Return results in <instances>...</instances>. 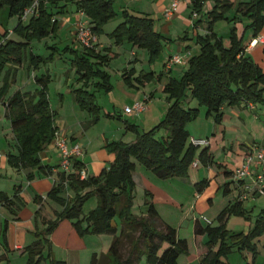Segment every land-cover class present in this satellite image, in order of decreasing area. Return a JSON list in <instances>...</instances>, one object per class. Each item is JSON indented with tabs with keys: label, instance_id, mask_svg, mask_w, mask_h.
Wrapping results in <instances>:
<instances>
[{
	"label": "trees",
	"instance_id": "obj_1",
	"mask_svg": "<svg viewBox=\"0 0 264 264\" xmlns=\"http://www.w3.org/2000/svg\"><path fill=\"white\" fill-rule=\"evenodd\" d=\"M190 1L193 4V12L200 14L205 0ZM34 2L35 0H0V13L8 6L10 16L18 17V23L12 32L6 30L0 33V77L7 67L5 82L0 90V102L5 105L6 114L11 119L17 148V153H8L9 164L16 168L43 169L40 153L54 141L59 131L56 125L58 112L52 108L49 95L52 77L49 72L36 75L34 90H17L12 95H9L10 79L16 77L17 71L23 66L25 52L34 38L58 35L60 23L57 14L64 13L68 5H76L79 11L91 19L90 25L97 35L103 34L104 24L118 13L115 0H39L37 13L28 21H23L26 8L31 7ZM232 7L233 2L230 0H216L209 11L207 33L197 37L200 51L189 58L188 67L181 77L170 76L172 69L157 76L158 79H162L165 74L169 76L164 91L170 104L161 121L149 130L140 132V125L126 120V128L137 133L136 139L132 142H107L106 149L115 154V159L108 169H103L99 174L82 178L85 164L75 157L72 159L71 171L67 173L63 170L59 183L48 194L51 199L63 205V209L57 213L56 219L47 221L46 228L36 233L39 239L26 248L28 264H40L42 260L52 256L49 235L62 219L74 220L73 225L81 236L89 233L115 235L108 252L100 257L94 254L90 264H131L134 255L140 262L145 257V264H178L180 254L188 251L187 240L180 238L177 229L162 219L151 200L145 201V214L134 213L133 172L136 161H139L161 179L189 176L190 165L195 162L196 152L202 145L192 142L187 128L188 123L195 120L199 114V107L185 106L184 102L188 96L206 106L207 114H214L216 122L222 121L225 106L264 105V70L245 53L243 36L238 32L237 23L244 20L239 14L233 17L229 46L214 30L218 19H229L228 13ZM237 12L248 17L250 23L245 29H252L254 35H258L264 28V0L242 1ZM122 16L123 21L110 36L116 38L117 44L128 40L147 49L149 63H154L162 55L163 41L167 39L156 29L155 19L149 14H134L127 10L122 11ZM13 33L14 37L11 36ZM57 44H54L53 52L47 57L31 52L29 67L36 69L41 63L53 60L56 53L62 50ZM64 51L73 55V65L77 69L79 80L83 82L81 87L72 90L75 102L92 116L90 123L96 124L101 120L102 107L97 102L95 91L89 87L93 82L96 89L106 92L114 89L111 74L105 69L111 57L107 53L98 52L95 46L78 49L67 45ZM155 76L154 71L146 72L136 80L144 84ZM123 77L128 85H132L131 71L125 72ZM160 128H165L166 135L157 136ZM203 146L200 159L211 166L212 154L209 145ZM226 174L229 176L232 173L226 171ZM28 177L32 178L33 174ZM207 181L208 179L204 178L196 182L194 185L197 191H202ZM66 183L76 193L72 199L60 196L66 189ZM223 190L227 192L228 183ZM257 195L261 193L256 192L255 196ZM92 196L97 197L98 205L84 216L83 203ZM242 202L237 199L222 210L217 217V225H203L198 219L195 221L194 234L197 240L200 235L209 236L204 247L200 248L204 256L197 264H229L223 254L231 250V244H239L241 248L247 246L256 252L254 240L264 235V208L258 213L254 228L249 232L229 233L231 241L223 240L219 250H214L217 238L228 233L225 227L227 215L244 212ZM116 215L121 219L119 234L117 225L113 224ZM154 220L163 222L164 229L158 228ZM83 222H87L86 227H83ZM136 232L138 235L135 237ZM126 239L130 240L132 248L127 259H122L119 246ZM164 243L168 246L162 250ZM51 263L67 264L66 261L55 258H52Z\"/></svg>",
	"mask_w": 264,
	"mask_h": 264
},
{
	"label": "rangeland",
	"instance_id": "obj_2",
	"mask_svg": "<svg viewBox=\"0 0 264 264\" xmlns=\"http://www.w3.org/2000/svg\"><path fill=\"white\" fill-rule=\"evenodd\" d=\"M230 1L233 2V7L228 13L229 19H218L215 23L217 32L220 36H224L226 41H228V38L230 39V27L233 25L232 19L235 14H239L244 22H250L247 16L237 12L239 3L248 0ZM215 2L216 0H205L199 12L202 14L204 20H209V4H215ZM115 8L118 14L104 24L103 34H105V32H113L123 20L121 0H116ZM181 9L182 7L180 11ZM60 15L61 14H57V17ZM6 17V14H4L3 17L0 16V20H5ZM17 21V16H11L10 26L15 27ZM76 28L77 24L70 32L65 30L56 37L51 35L42 38H34L30 48L25 52L23 66L17 71L16 77L10 79L9 95L14 94L17 90H32L35 83L33 78L34 73L40 75L50 72L53 77L50 87L51 104L53 107H60L59 93H66V88H69L65 87L63 89L62 86L67 78V83L71 86V89L72 87H79L80 85H78V83L81 82L78 78L79 74L77 73V69L73 65V55L70 52L64 51L67 45H72V42L80 46L76 35ZM178 34H181V32ZM15 36L18 38L16 34ZM113 40L114 43H117L115 37H113ZM55 43H58L57 45L62 50L56 53L53 60L41 63L36 69L29 67L31 52L47 57L53 52L52 47ZM75 44L73 46H75ZM80 47L84 48L82 46ZM123 49L125 51V48ZM141 55H144L142 51ZM191 55L192 54L189 53V57ZM163 58L164 55L162 53L160 58L151 64V68L157 70L155 86H162L163 89L157 91L152 101L147 103L145 111L140 113L126 111V106H132L134 101L140 99V94H137L135 90L129 88L124 82L122 67L126 63V59L122 55L113 59L110 65L105 69L111 74V81L114 85V89L109 92L102 89L99 90L95 88L93 82H91L89 87L90 90L95 91L97 102L102 107L101 120L96 123L97 126L95 127L106 131L107 135H110L111 138L115 140L122 139L124 142H132L134 140L132 138H136L137 133L134 130H128L126 128V120L137 125H142L140 126V132L149 130L152 126L161 121L163 117L160 118L159 116L163 113L167 102V95L164 91V87L169 81V76L167 74H165L162 81H159L157 77L161 72L166 71L165 66L161 64ZM145 62L147 64V60ZM187 67L188 62L174 66L172 76L177 78L181 77V74L184 73ZM6 71L7 67L2 71L0 77V90L5 82L4 78ZM148 97L151 98L152 95H148ZM184 104L186 107H199L197 118L190 121L187 128L191 138L192 136H195L194 138H206L209 140V144L211 141L209 145V151L212 154L211 166L205 164L200 159V151L204 147L203 145L200 146L196 152L195 161L198 162V167H196L197 165L194 166V163H192L189 168V176L186 178L172 177L161 179L141 162L136 161L134 170L136 178L134 180L135 186L132 207L134 213L142 214L143 212V214H145V201L151 200L162 217L177 229L178 236L187 240L188 251L180 254L178 264H187L197 256V245L194 234L195 219L200 218L202 224H207L205 218H208L212 224H219L217 217L220 212L226 208L228 203H234L237 200V188L242 189L240 190V195L247 193L242 202L244 212L229 213L227 215L225 227L228 233L225 236L220 235L217 238L214 243V249L216 251L219 250L223 240L231 241L229 233L240 231L249 232L254 228L257 215L261 209L264 208V194L255 196V188L246 190L244 179L239 181L234 177L236 170L242 165V160L245 159L249 153H253L256 146L264 145V105L258 104L259 115L247 106H226L222 121L216 122L215 115H208L207 107L200 105L198 101L191 96L185 99ZM5 109V105L0 102V141L6 142V137H9L10 141L15 140V138L12 131L11 119L7 116ZM59 110H63L62 117L56 120L60 128L64 125L67 126L66 124L76 128L78 124L81 125L82 121L85 124V122L90 123L92 119L89 112L81 110L75 103L74 93H66L64 109L59 108ZM158 117L160 119H158ZM96 124H93L92 129L88 131L89 136H94V133L97 132L94 127ZM129 131L130 133L127 135ZM164 135H166L165 128L158 129L157 136L160 137ZM261 138L263 139L258 140ZM223 169L231 171L232 174L229 176L225 175L222 171ZM204 178L208 179L205 187L202 191H197L194 182L196 183ZM227 180H230L228 185L231 184L232 189L225 194L222 185ZM147 192H149V194H147ZM96 199V196L87 198L83 203L82 211L88 215L94 210L98 205H96ZM154 222L158 228L164 229L163 222L158 220H154ZM113 224L117 225V233L119 234L121 229V219L119 215L114 217ZM59 235L67 239V232H61ZM98 235L103 237L99 245V255L106 254L112 242V240H109V242L107 240L106 242V238L112 235L110 233H101ZM137 235L138 232L135 233V237ZM65 238H63L64 241L66 240ZM204 239L209 240V236L205 234ZM71 243H74V247L77 245V241H71ZM254 243L256 244V252L247 246L241 248L239 244H231V250L227 254H223V258L225 261L229 262V264H264V235L255 238ZM131 246L129 239H126L122 245L119 246L122 259H127L130 255ZM167 246L168 244L164 243L162 250ZM191 254H193L192 257L190 256ZM76 256H74V260H70L67 264H79ZM132 260L131 264H145V257H143V261L140 262L137 261L136 255H134ZM43 264H46V262ZM103 264L107 263L104 262Z\"/></svg>",
	"mask_w": 264,
	"mask_h": 264
},
{
	"label": "crops",
	"instance_id": "obj_3",
	"mask_svg": "<svg viewBox=\"0 0 264 264\" xmlns=\"http://www.w3.org/2000/svg\"><path fill=\"white\" fill-rule=\"evenodd\" d=\"M174 1L175 0H121L122 11L127 10L130 13L141 15L142 13L149 14L155 19L156 29L162 32L167 38L163 41L164 49L162 53L164 55V58L161 64L164 66L167 57L171 54L184 53L187 51L192 54L189 57L191 58L193 55L199 53L200 45L197 42V37L199 35H205L207 33V26L209 22V20H204L202 14H198L196 18H192L193 4L190 0H177L178 7L175 14L172 18L167 19L164 15V10L167 7H170ZM213 5L214 4H209V11L212 9ZM181 7L182 9L180 11ZM0 14L1 17H3L4 14L7 15L5 20L3 18V20H0V33H3L6 30L12 32L14 27L10 26L11 16L9 7H4L1 10ZM57 18L59 19L60 23L58 35L63 33L65 30L70 32L74 28V26L78 24L79 20L88 24H90L91 21L88 16L77 9L76 5H68L65 12L61 13V15ZM249 23L250 22L244 21L238 22V32L243 36L245 53L251 56L264 70V28L258 35H254L252 29H245V26ZM215 31L218 35H220L216 30V24ZM180 32L181 34H178ZM110 33L111 32H105L106 35H98V40L95 45L96 50L101 54L107 53L111 57L110 63L114 58L120 57L121 55L126 59V63L122 67V73L124 74L125 72L129 71L132 72V85H128L125 80L124 82L129 88L135 90L137 94H140V99L134 101L133 104L137 101H144L147 104L156 96L157 91L163 89L162 86H155L156 76L153 80L146 81L144 84H140L136 80V78L143 73L154 71L156 74L157 72V70L151 68V64L149 63L148 50L145 48H141L138 45L129 42L128 40H125L120 44L114 43V40L110 36ZM11 36L14 37V33L11 34ZM222 37L224 38V36ZM254 39H258V43L256 45H251L250 43ZM224 42L227 46L230 45L229 38L228 41H226V38H224ZM74 44L75 43L72 42V45ZM74 47L83 49L78 46L77 43ZM123 48H125V51ZM141 51L144 54L143 56L141 55ZM146 60L147 64L145 62ZM187 62L188 61H186L185 63ZM110 63L107 66H109ZM173 70L174 67L172 68L170 76H172ZM36 75L37 74L34 73V79ZM50 75L52 77V74ZM163 79L164 77L158 80L162 81ZM67 82L68 78L64 85H62L63 89L65 87H69L66 88V93L73 94L72 90L75 87H72L71 89V86ZM51 83L52 81L49 84V95ZM34 85L32 90L36 88V83H34ZM78 85H80L79 87H81L82 82H79ZM66 93H59L60 107H53L51 104L52 108L58 112V120L60 119V117H62L63 110L61 111L59 110V108L64 109ZM148 95H152V97L150 98L148 97ZM169 104L170 103L167 100L163 113L161 114V116H159L160 118L164 116ZM242 106H245V104H242ZM247 107L257 113V115H259L258 105H253V107H251L250 104H248ZM159 117L158 119H160ZM66 125L67 126L64 125L62 128L57 125L59 128V133L67 137L69 146H73L76 143H79L81 145L83 154L75 158L81 160L85 164L87 175H97L103 169H108L114 162L115 154L108 152V150L106 149V144L107 142L114 141L115 139L111 138L110 135L108 136L106 131L95 127L97 126V124L94 125L97 130V132L94 133V136H89L88 134V131L92 129V123L85 122L84 124V122L82 121L81 125L78 124L76 128L72 125ZM129 133L130 131L127 133V135ZM132 139L135 140L136 138ZM262 139L263 138L258 140ZM121 141L123 140L121 139ZM53 142L48 144L40 153L42 165L44 166V168L38 169L31 167L16 168L11 166L8 162V153H17L15 140L10 141L9 137H6V142L0 141V150L3 152V157L0 160V264H28V252L26 251V248L33 245L39 239L36 233L41 232L46 228L47 221L56 219L57 213L63 209V205L48 196L51 189L59 183L60 175L61 173H63V169L61 167V153ZM243 161L244 159L242 160V163ZM196 167H198V165ZM226 170H222L225 175H227ZM29 174H33V177L29 178ZM133 178L134 180L136 178L135 171L133 172ZM229 181L230 180H227L222 185V188L225 187V184ZM65 185L66 189L62 193H60V196L66 199L74 198V196L76 195L75 191L70 188L67 183ZM231 189L232 188L230 184L228 185L227 192L224 193L227 194ZM240 190L242 189L237 188L236 192V199L239 200H241L239 198ZM242 201H244V199H242ZM97 204L98 199H96V205ZM231 204H233V202L228 203L226 207ZM83 215L85 216L87 214L83 212ZM160 216L162 217L161 214ZM162 219L166 223H168L163 217ZM197 219L200 221V218H196L195 221ZM205 219L207 220V224L212 223L208 218ZM73 221L74 220L71 219H62L53 233L49 235V238L52 242V256L49 259L47 258L45 260H42L40 264H43L45 262L46 264H52V258L64 260L69 263L70 260H74V256L76 255L78 259L77 262L79 264H90L94 254H96L97 257L104 255H99V245L103 237L98 234L90 233L81 236L73 225ZM168 224L171 225L170 223ZM82 225L83 227H86L87 222H83ZM61 232H67V239L59 235ZM111 235V237H107L108 239L106 238V242L107 240L108 242L109 240H112L113 242L115 235ZM204 236L205 234L200 235L198 237L199 240H197V237L195 235L197 256H195V259L190 260L187 264H197L204 256V253L200 249L204 247L205 243L208 241L204 239ZM63 238H65L66 240L64 241ZM71 241H77V245L74 247V243H71ZM45 255H47V251H45ZM192 255L193 254H191L190 256L192 257Z\"/></svg>",
	"mask_w": 264,
	"mask_h": 264
},
{
	"label": "built area",
	"instance_id": "obj_4",
	"mask_svg": "<svg viewBox=\"0 0 264 264\" xmlns=\"http://www.w3.org/2000/svg\"><path fill=\"white\" fill-rule=\"evenodd\" d=\"M39 0H35L31 7L26 8L24 15L22 17L23 21H28V19L37 13V6ZM178 7V1L175 0L170 7L164 10V15L167 19H170L175 14ZM198 16L197 12L192 13V18ZM76 35L79 45L82 47H94L98 40V35L93 31L92 26L83 21H79L76 28ZM258 39H254L250 44L256 45ZM190 52L175 53L167 57L165 68L166 71L172 69L175 65H180L188 61ZM253 107V105H251ZM147 108V104L144 101H137L132 106H127V112L140 113ZM192 142L196 145H209V140L206 138H194L192 137ZM54 145L61 153L62 162L61 167L65 172H70L72 168V159L77 157L82 152V147L79 143L69 146L67 137L61 135L59 131L56 133L54 139ZM3 157V152L0 150V160ZM197 161L194 162V166L197 165ZM87 176L86 170H82L81 177L85 178ZM235 179L243 180L246 190H252L255 188L256 192L264 194V145H258L254 148L253 153H249L242 165L236 170L234 174ZM249 180V181H248ZM246 194L240 195V199H245Z\"/></svg>",
	"mask_w": 264,
	"mask_h": 264
}]
</instances>
